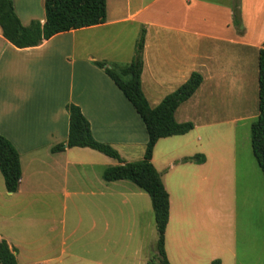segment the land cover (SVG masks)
<instances>
[{
	"label": "crops",
	"instance_id": "1",
	"mask_svg": "<svg viewBox=\"0 0 264 264\" xmlns=\"http://www.w3.org/2000/svg\"><path fill=\"white\" fill-rule=\"evenodd\" d=\"M12 1L22 24L32 19L44 22V0H37L38 13L27 10L32 0L23 1V13L22 8L20 13L17 10V0ZM240 9L241 34L232 24L231 0H106L104 23L61 32L28 48L11 45L0 29L5 49L40 54L34 64L38 71L49 76L52 73L56 78L52 86L57 89L45 102L42 113L37 110L35 129H23L15 123H11L12 128L0 126V134L18 151L21 166L17 191L5 190L8 200L4 208L10 226L0 234V240L15 250L17 264H158L154 258L156 242L152 254L150 248L153 211L149 195L129 180L102 179L103 170L118 161L87 147L58 152L51 148L67 139L65 105L70 102L79 106L96 140L111 145L127 162L142 159L147 142L142 120L111 79L92 63L128 64L142 28L145 36L140 86L150 107L174 92L192 72L202 75L198 89L175 110L177 122L191 119L185 109L189 115L200 116L203 112L199 104L204 105L205 96L209 100L202 109L213 114L209 104L214 89L243 83L240 75L252 71L253 66L258 82L264 0H240ZM34 64L24 66L30 68ZM5 67L16 74L12 64ZM5 77L3 86L14 93L28 88L23 80L7 81L9 77ZM6 100L12 111L22 108L10 97ZM28 100L24 94L20 103ZM208 118H194L189 132L160 138L153 149L151 161L169 196L164 232L169 264H187L184 249L203 245L211 249L205 264L215 256L220 264H228L227 255L230 259L235 257L234 236L229 233L233 212L224 207L219 190L220 179H230L234 161L224 162L217 141L220 131L215 129V120ZM170 147L175 150L161 159V152L166 155ZM185 148L202 153L187 155ZM195 154H203L205 161H182ZM223 166L229 173H221ZM225 188L228 191L226 184ZM214 189L212 196L218 209L199 210L195 203L187 207L182 202L191 196L206 204ZM230 197L228 191L227 204ZM35 207L46 209L51 215L23 218L37 210ZM212 212L217 214L216 219L207 215L201 221V214ZM226 227L227 232L223 230ZM111 248L115 250L109 254Z\"/></svg>",
	"mask_w": 264,
	"mask_h": 264
},
{
	"label": "trees",
	"instance_id": "2",
	"mask_svg": "<svg viewBox=\"0 0 264 264\" xmlns=\"http://www.w3.org/2000/svg\"><path fill=\"white\" fill-rule=\"evenodd\" d=\"M45 20L41 23L32 19L26 25L17 16L12 0H0V29L2 36L16 48H28L41 44L52 36L83 27L105 22L106 0H44ZM232 24L238 34L243 32L240 0H231ZM145 29L140 30L131 61L126 65L108 64L106 61H93L121 91L142 120L147 134V142L141 160L127 162L108 143L96 140L89 121L74 103H66L68 113V135L65 142L51 148L52 152L71 147H87L118 161L102 172L106 182L129 180L144 190L150 198L155 229L157 232L156 255L158 264H169L164 250V232L169 215V196L161 176L153 165L152 153L160 138L184 135L193 128L190 121L177 122L174 112L189 99L200 86L203 78L192 72L189 78L174 92L166 95L155 107H150L140 86L143 67V44ZM250 146L258 168L264 175V42L258 51V115L250 124ZM182 161L202 163L203 154L184 157ZM0 173L8 193L17 191L21 178L19 153L14 145L0 134ZM0 264H17L15 250L10 249L5 240H0ZM211 264H220L216 258Z\"/></svg>",
	"mask_w": 264,
	"mask_h": 264
},
{
	"label": "rangeland",
	"instance_id": "3",
	"mask_svg": "<svg viewBox=\"0 0 264 264\" xmlns=\"http://www.w3.org/2000/svg\"><path fill=\"white\" fill-rule=\"evenodd\" d=\"M23 1L17 0V10L19 13L21 8L23 13ZM27 10L30 13H38L37 0H32ZM5 46L6 43L0 40V126L2 128H12L11 123H15L17 127L23 129H35V126L38 125L35 119L36 115L39 114L37 110H40L42 113L45 102L57 90L52 86L56 78H54L52 73L49 76V73L41 69L39 71L37 70L34 62L40 58L38 52L18 53L10 49H5ZM252 56L253 54H251ZM28 63H33L34 66H29L30 68H27L28 66L25 67L24 65ZM5 64H12L15 67L14 71H16L17 75L9 73L7 70L8 67H5ZM20 68L24 72H21ZM23 75L25 79H23ZM5 76L9 77L7 81L15 80L20 82V80H23L27 82L26 85H28V88L18 89L14 93L9 90L8 86H3V82L6 79ZM240 78L244 80V84L240 81L235 83V85L230 84L229 86L214 89V95L209 104L213 114L209 113V110L202 109L209 100L205 96L204 105L202 103L199 104L201 106V112H203L200 116L209 117V121L215 120L213 122L216 125L215 129L220 131L217 140L220 154L224 158V162L234 161L230 179L222 178L219 181L221 202L224 203L225 208L229 207L234 213V215L233 213L230 214V230L227 229L228 226L223 228L225 232L227 230H229V233L233 232L234 236L233 250L235 257L230 259V256L227 255V263L264 264V175L257 166L250 146V124L256 120L258 115V82L256 81L254 66L252 71L251 69L246 71L245 74L240 75ZM31 83H33L32 87H30ZM24 94L28 96L29 102L20 103ZM7 97H10L13 102L17 101L18 107L22 108L12 111L8 100H6ZM185 112L186 116L191 118L189 120L191 122H194V118L197 121L200 119V116L197 114L189 115L187 109H185ZM170 150L172 152L175 149L174 147H170L166 151V155H164V152H161V159L167 158ZM183 152H187V155H192L196 151H194V148H185ZM197 152L202 153L199 149ZM225 167L227 166L221 168V173H229ZM225 184L229 193H231L229 204L226 203L228 201V191L225 188ZM214 191L210 195L209 199L211 200L206 204H201L199 198L194 199L191 196L187 200H182V202L184 204L186 203L185 205L187 207L191 203H195L199 210L218 209L216 200L212 196L216 193V189ZM7 200L4 183L0 174V234H4L6 228L10 226L9 218L5 212L6 208H4V203ZM35 209L37 210L32 211V213L30 212V215H23V218L47 217L51 215L46 209H38L37 207ZM51 211L53 213L55 212L53 207ZM207 215L211 219H216L217 216L215 212L201 214V221L202 219H207ZM58 216L60 218L59 211ZM225 218L228 219V216ZM156 238L157 234L151 214V254L155 250ZM198 240L199 245L200 239ZM110 250H115V248L109 249V254ZM184 253L186 254L184 258H186L187 264H205L208 255L210 256L211 254V249H208L206 245L200 247L195 246L184 249ZM125 256H127L126 253ZM216 258L219 259L218 256H215L213 259ZM76 263H78V260Z\"/></svg>",
	"mask_w": 264,
	"mask_h": 264
}]
</instances>
